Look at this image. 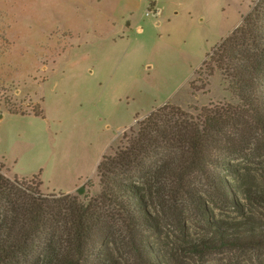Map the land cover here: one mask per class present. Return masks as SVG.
<instances>
[{"label": "rangeland", "instance_id": "obj_1", "mask_svg": "<svg viewBox=\"0 0 264 264\" xmlns=\"http://www.w3.org/2000/svg\"><path fill=\"white\" fill-rule=\"evenodd\" d=\"M256 1L0 0L4 171L27 180L41 172L35 181L45 193L96 196L101 157L123 147L130 128L168 102L194 119L202 108L232 109L239 118L247 114L237 144L227 150L234 172L225 180L264 190V130L221 71L208 75L203 64H211L217 44ZM5 97L28 114L10 113ZM33 109H43L44 117L33 115ZM176 172L161 169L140 177L156 226L138 231L162 264H264V245L195 249L200 239H214V224L254 220L263 225L264 202L238 188L240 207H235L201 168ZM179 181L190 185L205 211ZM120 234L115 256L123 264H145L126 244L131 233Z\"/></svg>", "mask_w": 264, "mask_h": 264}, {"label": "trees", "instance_id": "obj_2", "mask_svg": "<svg viewBox=\"0 0 264 264\" xmlns=\"http://www.w3.org/2000/svg\"><path fill=\"white\" fill-rule=\"evenodd\" d=\"M153 5L151 1L149 7ZM211 59V64L203 63L207 74L221 71L262 132L264 0H257L242 16L241 24L217 44ZM4 103L10 113L28 114L13 107L10 97ZM231 110L202 108L194 119L168 102L157 107L138 128H130L123 147L101 157L97 165L101 191L96 196L87 192L81 198L72 191L45 193L40 189L42 182L35 181L41 172L27 180L7 174L5 164L0 163V264H123L113 249L121 232L131 233L126 244L141 262L162 264L155 248L138 231L156 226L140 177L154 176L161 169L176 174L181 168H201L209 184L235 207H240L238 188L249 198L264 202V190H252L243 183L230 185L225 180V175L234 172L227 150L237 144L236 136L247 116L235 117ZM32 114L44 117V110L33 109ZM177 175L182 181L183 171ZM180 185L197 201L187 182ZM196 206L205 211L200 201ZM212 228L214 239H200L197 251L211 245H264V224L254 220L214 224Z\"/></svg>", "mask_w": 264, "mask_h": 264}, {"label": "crops", "instance_id": "obj_3", "mask_svg": "<svg viewBox=\"0 0 264 264\" xmlns=\"http://www.w3.org/2000/svg\"><path fill=\"white\" fill-rule=\"evenodd\" d=\"M156 9H157V12L155 13V14H158V13H160L161 12V10H160V8L158 7V4H157V2H156ZM160 104H162V103H160ZM157 105L155 104V105H153L152 107H151V109H153L154 107H156ZM151 109H149V110H151ZM149 110H146L145 112H148ZM7 165H9L8 163H6ZM10 168H13V166H12V164L10 163Z\"/></svg>", "mask_w": 264, "mask_h": 264}, {"label": "water", "instance_id": "obj_4", "mask_svg": "<svg viewBox=\"0 0 264 264\" xmlns=\"http://www.w3.org/2000/svg\"><path fill=\"white\" fill-rule=\"evenodd\" d=\"M1 116H2V114H1Z\"/></svg>", "mask_w": 264, "mask_h": 264}]
</instances>
